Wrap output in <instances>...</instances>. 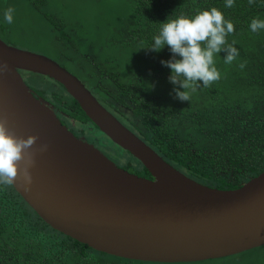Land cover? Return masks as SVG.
<instances>
[{
  "label": "water",
  "instance_id": "obj_1",
  "mask_svg": "<svg viewBox=\"0 0 264 264\" xmlns=\"http://www.w3.org/2000/svg\"><path fill=\"white\" fill-rule=\"evenodd\" d=\"M0 117L16 135L35 134L32 185L12 188L51 229L119 258L188 263L228 257L264 245V169L235 188L209 187L162 159L102 106L72 73L45 55L0 40ZM19 71L61 85L87 119L148 173L118 166L76 138Z\"/></svg>",
  "mask_w": 264,
  "mask_h": 264
},
{
  "label": "trees",
  "instance_id": "obj_2",
  "mask_svg": "<svg viewBox=\"0 0 264 264\" xmlns=\"http://www.w3.org/2000/svg\"><path fill=\"white\" fill-rule=\"evenodd\" d=\"M32 1L43 4V9H48L47 3H50V7L54 4L53 0ZM88 1L93 6V2ZM126 1L128 19L116 22L120 25L119 41L115 38L117 41L111 45L113 56L110 60L116 64L115 69L125 72V76L121 75L118 80L113 75L108 80L104 79L105 83L115 89L106 91L102 88L106 94L116 97L117 92L124 94L123 88L132 80V75L137 78L135 91H129L131 107H128L127 120L119 118V122L132 130L171 166L206 186L235 188L262 171L264 30L254 33L249 25L254 18L264 20V0H255L251 5L248 0H235L233 7H225V0ZM28 2L30 0H0V17L5 21V10L17 7L20 13H13V23L10 24L12 28L16 24L15 19L21 20L32 12L27 8ZM60 3H63L62 0ZM212 7L220 10L225 19L234 24L235 32L226 39L228 43L235 42L240 55L229 65L224 63L225 52L217 54L214 60L221 79L208 88L201 85L192 94L190 101H180L174 98L175 86L169 81L171 70L161 63L162 60L173 58L169 47L165 45L159 52L141 47L151 45L153 37L159 32V23L166 21L169 16H193ZM67 9L69 11L70 7ZM27 20L33 26L34 19L27 17ZM128 52L131 57H128ZM66 55L73 62L80 57L73 51L64 52L58 57L60 61H57L63 67L71 66L63 60ZM117 61L126 64V68L119 69ZM241 62H246L244 69L239 67ZM91 77L93 81L89 78L88 85L101 82L98 73ZM123 78L127 80L121 85L120 80ZM25 80L35 94L44 96L78 125L90 124L98 132L61 85L49 79L54 86L46 88L44 84L29 78ZM122 151L126 157L120 167L139 176L149 177L132 156ZM245 254L250 255L247 262L243 259ZM263 256L264 245L228 257L188 263L119 258L54 231L34 213L12 186L0 185V264H256Z\"/></svg>",
  "mask_w": 264,
  "mask_h": 264
},
{
  "label": "clouds",
  "instance_id": "obj_3",
  "mask_svg": "<svg viewBox=\"0 0 264 264\" xmlns=\"http://www.w3.org/2000/svg\"><path fill=\"white\" fill-rule=\"evenodd\" d=\"M254 4L255 0H248ZM235 0H225V7H233ZM15 9L8 7L4 12L6 23H13ZM157 35L148 47L159 52L167 45L173 58L161 61L170 68L169 81L175 86L173 91L176 99L190 101L192 94L203 85L210 87L221 79V73L215 66L214 57L221 51L225 52L224 63L232 64L240 52L235 42L228 43L227 36L235 32L234 24L226 20L223 13L216 7L201 10L193 16H169L159 23ZM252 32L264 30V20L253 19L249 25ZM179 57V58H177ZM246 62L239 64L244 69ZM7 63L0 64V71L7 70ZM6 117H0V185H13L19 180L25 190L32 185L30 169L35 166L36 155L47 150V144L36 145L38 136H18L9 129Z\"/></svg>",
  "mask_w": 264,
  "mask_h": 264
},
{
  "label": "rangeland",
  "instance_id": "obj_4",
  "mask_svg": "<svg viewBox=\"0 0 264 264\" xmlns=\"http://www.w3.org/2000/svg\"><path fill=\"white\" fill-rule=\"evenodd\" d=\"M90 1L93 2V6L90 5L91 2L88 0H62L63 3H60V0H53L54 4L50 7V3H47L46 7L51 10H57L54 11L56 14L60 13L65 15L64 17L74 19L76 35H81L85 40V42L83 40V43L79 44L77 49L78 52L92 53L91 56L93 58L98 60L101 59V62H105L110 66H113L114 63L110 61L111 56H113L111 45L114 44V41H119L118 30L120 29V25L116 22L126 21L128 19V2L126 0ZM47 2H51V0H48ZM68 6L70 7L69 11L67 9ZM14 12L16 14L20 13L17 7ZM15 22L16 24L11 28L13 30L6 32L5 37L0 35L1 39H5L6 43L20 49L39 53L56 61H60L56 58V49L49 46L47 43V40H52V32L45 22L37 18L33 21V26L30 25L28 20L25 18H22L21 20L15 19ZM0 24L4 27V31H6L7 27H5L3 17H0ZM115 38H117V40ZM11 40L13 41L12 43ZM134 47L135 46H133V48ZM128 55V57L132 56L129 52ZM117 65L121 70L126 68V65L122 62L117 61ZM27 78L33 80L34 82H38L39 84L54 86L53 82L45 76L34 74L28 75ZM92 128L94 135L91 136L95 139L97 144L99 143L98 147L100 150L104 151L107 156L114 159L115 163L120 166L126 157L125 153L112 144L106 137L104 138V135L100 134L99 131L97 132L93 126ZM249 258L250 255L248 254L243 256V259L246 262ZM205 264L215 263L209 262ZM256 264H264V256Z\"/></svg>",
  "mask_w": 264,
  "mask_h": 264
},
{
  "label": "flooded vegetation",
  "instance_id": "obj_5",
  "mask_svg": "<svg viewBox=\"0 0 264 264\" xmlns=\"http://www.w3.org/2000/svg\"><path fill=\"white\" fill-rule=\"evenodd\" d=\"M28 3L29 4H28L27 8L29 10H31L32 12H30L28 15L26 14L25 19H27V17H29L30 19H34V20L37 18V19L45 22L49 26L48 28L52 32V40L47 41V43L49 46L56 49V51H57V57L56 58L63 55L64 52H72L73 51V52L78 53L80 55V57L77 60H75L76 62L71 61V58H69L66 55L65 59H63V60H65L64 62H68L71 66H69V67L65 66L64 68L66 70H68L70 73H72L73 75H75L102 106L108 107L110 109V113L118 121H119V118L123 119V121H126L127 120L126 115L129 113L128 107H131L130 106L131 94L129 91H131V92L135 91L134 89H136V84L138 83L137 78H135L133 75L131 76L132 80H130L123 88L124 94L120 95V92H117V93H115L116 97H113L112 95L106 94L103 89H105L106 91H109V87L111 89H115V87L114 86L111 87V85L109 83H105L103 80L104 79H106V80L110 79V77L112 75L115 76L114 77L115 80H118L119 78H121V75L125 76V72L124 71L120 72L117 68L115 69L116 64L113 66H110L108 63L101 62L102 61L101 59L98 60V59L93 58L91 56L92 53H89V52L81 53V52L77 51L79 44L83 43L84 37H82L80 35H76L75 21L73 18L69 19L68 17H64L65 15H63V14H60V13L56 14V12H54V11H57V10L43 9V4H41V3H34L32 0H30V2H28ZM59 15H61V16H59ZM35 16H36V18H34ZM5 27H7L6 31H4V27L0 24V35L2 37H5L6 32L12 31L10 24L5 23ZM0 40H2L3 42L6 43L5 39L0 38ZM12 42L13 41L11 40V43ZM84 42H85V40H84ZM6 44H8V43H6ZM8 45H10V44H8ZM72 58L75 59L74 57H72ZM83 60H87L88 62L85 61V63H84ZM80 64L85 65V66L81 67ZM124 65H126V64H124ZM97 73L100 76L99 78H100L101 82H103L104 84L102 85L100 81L99 82L96 81L97 84L91 82L92 86L88 85V79L91 78V80L93 81V78L91 76H92V74L96 75ZM19 74L21 75V78L24 81V83L28 86V84L25 82V79L29 75L28 72L19 71ZM124 80H127V79L123 78L120 80L121 85H122ZM47 86H50V85H44V87H46V88H47ZM30 90H31V94L35 98L40 97L44 101L47 102V104L51 107L54 115L57 117L59 122L62 125H64L66 127V129L68 131H70L76 138L81 139L82 141H85V142L93 145L96 149H98L106 157H108L110 160H112L115 163V161L112 158H110L109 156H107L104 153V151L100 150V148L98 147L99 143L97 144L95 142V139L91 136V135H94V132L92 131L93 130L92 126H90L88 124H85L84 126L78 125L75 121H73L67 115H65L63 112H61L59 109H57V107L54 106L44 96L35 94L31 88H30ZM126 94H130V95L127 97ZM121 99L123 101H120ZM133 122L135 125L138 126L135 119H133ZM130 131L133 132L132 130H130Z\"/></svg>",
  "mask_w": 264,
  "mask_h": 264
}]
</instances>
